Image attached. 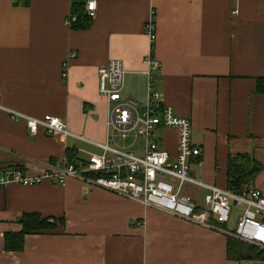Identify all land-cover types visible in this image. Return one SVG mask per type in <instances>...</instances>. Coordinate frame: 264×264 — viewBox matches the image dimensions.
Masks as SVG:
<instances>
[{
    "label": "crops",
    "instance_id": "0c3cea01",
    "mask_svg": "<svg viewBox=\"0 0 264 264\" xmlns=\"http://www.w3.org/2000/svg\"><path fill=\"white\" fill-rule=\"evenodd\" d=\"M86 1L0 0L1 105L58 116L83 137L31 136L0 108V168L33 175L69 159L78 166L102 153L96 143L104 142L140 154L136 134L122 138L108 125L109 102L98 91V67L119 58L123 96L143 103L150 70L162 105L189 119L201 149L200 164L191 165L197 179L227 187L228 159L241 154L261 165L249 185L264 190V0H96L87 25L65 24L72 5L85 11ZM150 16L157 68L145 59ZM157 140L175 155V129H159ZM205 191L190 183L180 188L199 205ZM23 214L63 223L25 234L21 251L7 250L4 234L22 230ZM229 221H187L76 177L12 182L0 189V264H264V255L249 257L239 244L228 255L230 236L222 229L231 230Z\"/></svg>",
    "mask_w": 264,
    "mask_h": 264
},
{
    "label": "built area",
    "instance_id": "2783aa9c",
    "mask_svg": "<svg viewBox=\"0 0 264 264\" xmlns=\"http://www.w3.org/2000/svg\"><path fill=\"white\" fill-rule=\"evenodd\" d=\"M96 0H87L85 13L92 16ZM76 14L69 11L64 22L69 27L76 20ZM145 33L150 47L145 59L150 67H159L153 56L156 36L154 17L145 22ZM74 52H71L73 55ZM67 60L61 64V78L67 74ZM125 67L119 58H111L98 67V91L109 102L108 125L119 132L122 138L129 133L136 134L142 141L143 150L137 154L131 150L116 149L106 142L96 143L102 153H91L86 162L49 164L37 174H26L18 167L0 168V189L9 183L33 185L44 180L63 184L68 177H76L83 183L105 188L116 194L135 199L148 207H154L181 219L212 227L215 223H226L231 218L232 207H242L236 213V222L231 230L222 231L240 242L264 250V190L253 186L235 189L207 184L197 179L191 169L193 163L200 164L201 149L191 140V123L185 116L178 115L161 103V94L153 88L152 74L147 70L146 99L140 101L123 96ZM11 120L25 124L29 135L39 131L46 135H81L71 133L66 122L58 116L44 114L30 116L12 108H5ZM161 128H172L178 133L175 155L164 149L157 140ZM97 173L98 176L92 175ZM190 183L206 189L202 204L183 195L180 188Z\"/></svg>",
    "mask_w": 264,
    "mask_h": 264
},
{
    "label": "trees",
    "instance_id": "16d2710c",
    "mask_svg": "<svg viewBox=\"0 0 264 264\" xmlns=\"http://www.w3.org/2000/svg\"><path fill=\"white\" fill-rule=\"evenodd\" d=\"M18 2L19 0H15ZM76 14V20L71 24V28L83 27L89 23L90 17L85 13L82 6L73 4L70 10ZM71 162L72 160L69 159ZM74 162V161H73ZM261 165L245 155L230 156L227 164L228 186L230 188L240 189L249 186L255 175L259 172ZM94 176L98 174L92 173ZM22 224L20 232H6L4 234V247L7 250L21 251L23 248L24 235L31 232L53 229L58 223H63L62 218H41L37 214H23L19 218ZM228 255L231 256L232 245L239 244L232 241L229 237ZM249 257H262L264 250L249 245Z\"/></svg>",
    "mask_w": 264,
    "mask_h": 264
},
{
    "label": "rangeland",
    "instance_id": "374dc122",
    "mask_svg": "<svg viewBox=\"0 0 264 264\" xmlns=\"http://www.w3.org/2000/svg\"><path fill=\"white\" fill-rule=\"evenodd\" d=\"M240 209H242V207H237V208L232 207L233 214H232V216H231V219L234 217V215H236V213H237L238 211L240 212ZM232 223H233V222H232L231 220H230L229 223H228L229 228H231V229H232V227L234 226ZM231 239H232V241H235L236 243H240V244L242 245V247H244L245 249H248V248H249V246H248L247 244L242 243V242L238 241L237 239H235V238H233V237H231ZM235 252H236V251H235ZM235 252H234V249H233V250L231 251V256H235V255H236Z\"/></svg>",
    "mask_w": 264,
    "mask_h": 264
}]
</instances>
